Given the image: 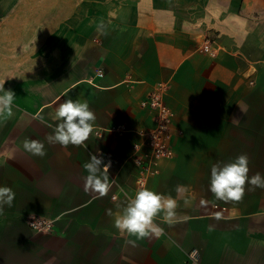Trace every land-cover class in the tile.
Here are the masks:
<instances>
[{
	"label": "crops",
	"instance_id": "crops-1",
	"mask_svg": "<svg viewBox=\"0 0 264 264\" xmlns=\"http://www.w3.org/2000/svg\"><path fill=\"white\" fill-rule=\"evenodd\" d=\"M6 2L0 0V83L15 100L14 115L0 117V186L16 196L0 215V264H264V189L246 185L240 202L209 191L212 164L240 154L249 157V177L264 176V0H96L89 5L94 16L59 21L68 25L62 40L76 34L88 51L76 82L70 57L57 74L47 63L40 75L37 31L2 33L12 20L33 22L31 11L42 3L14 0L10 7L20 14L13 15ZM82 23L88 32L75 26ZM101 23L106 35L97 30ZM97 69L104 76L90 82ZM159 84L174 112V155L151 173L134 162V130L151 129L152 113L139 102ZM69 98L86 100L96 115L86 147L45 139ZM120 124L130 130H112ZM25 138L43 141L47 154L25 152ZM90 154L111 161L115 182L103 197L83 190ZM177 185L187 187L177 208L187 220L170 227L159 216L163 235L127 245L130 237L113 223L128 197L147 187L175 198ZM31 216L52 219L54 230H32Z\"/></svg>",
	"mask_w": 264,
	"mask_h": 264
},
{
	"label": "clouds",
	"instance_id": "clouds-1",
	"mask_svg": "<svg viewBox=\"0 0 264 264\" xmlns=\"http://www.w3.org/2000/svg\"><path fill=\"white\" fill-rule=\"evenodd\" d=\"M104 29L105 26L101 23L97 30L106 35ZM4 84L5 81L0 83V93H3L0 95V117L10 118L14 115L15 92L11 89L5 90ZM36 118L45 123L39 113ZM53 119L58 123L55 127L47 125L53 127L52 133L45 137L49 144H59L64 148L70 145L86 147V141L93 134L96 121V115L86 100L66 99L57 108ZM239 120L238 117L232 118L237 125ZM22 147L31 156L43 158L47 154L45 143L41 140L25 138ZM110 167L111 161L105 163L103 154H90L89 160L83 164V169L87 172L83 178L84 192L98 193L101 197L107 195L115 182L109 178ZM249 172L247 154H240L231 162L214 163L211 166L209 191L216 200L240 202L245 196L246 185L250 186V190L264 189V176L257 172L249 177ZM175 192L177 197L174 198L170 194L164 195L142 187L134 196L128 197L126 205L115 216L113 223L121 234L130 237L125 240L127 245L135 247L138 241L163 235L164 229L155 222L159 216H162V222L170 227L187 220V217L179 216L177 213L178 199L184 197L187 187L177 185ZM15 196L16 193L11 187L0 186V215L4 214L5 206L9 208L13 206ZM213 230V227L209 226L208 231Z\"/></svg>",
	"mask_w": 264,
	"mask_h": 264
},
{
	"label": "rangeland",
	"instance_id": "rangeland-1",
	"mask_svg": "<svg viewBox=\"0 0 264 264\" xmlns=\"http://www.w3.org/2000/svg\"><path fill=\"white\" fill-rule=\"evenodd\" d=\"M5 1V0H2ZM9 10L12 9V14L16 15V11L19 13L17 9L11 8L10 4H12L14 0H6ZM40 3V7L37 9H33L34 20L30 23H18L16 21H10L4 25H2V33L6 34H14L20 32H25L27 29H33L38 32V41L37 46L40 49L38 64L40 67V75L47 74L46 68H42L43 65L50 64L51 67L54 68L55 73L57 74L58 68L62 67L63 62L65 64L68 63V59L70 57L71 64V80L77 81L81 77V69L84 66L85 62L88 59V51L87 49L80 47L79 43L81 39H78L76 34H69L66 39L62 40V35L64 33L65 28L68 26L66 24H62L59 21L66 17L67 15L72 16H94L96 13V9L94 6H89L90 4H94L96 0H38ZM54 1L55 7L51 8L50 5ZM86 2V3H83ZM81 3V4H80ZM89 7L84 8L85 5ZM81 5V7H80ZM3 10V9H2ZM11 12V11H10ZM20 14V13H19ZM77 28L82 29V31H89L90 24L82 23L75 25ZM30 27V28H29ZM73 28L74 25L71 24ZM77 31V30H76ZM50 49V54L47 55L46 49ZM54 50H51L53 49ZM65 53L69 55L65 56L63 59V54ZM27 62H30V59L27 58ZM26 62V63H27ZM52 69V68H50ZM49 69V72H50Z\"/></svg>",
	"mask_w": 264,
	"mask_h": 264
},
{
	"label": "built area",
	"instance_id": "built-area-1",
	"mask_svg": "<svg viewBox=\"0 0 264 264\" xmlns=\"http://www.w3.org/2000/svg\"><path fill=\"white\" fill-rule=\"evenodd\" d=\"M202 49L209 52V45L203 44ZM103 76V70L97 69L94 75L89 76V81L93 82L95 78ZM165 92L166 86L159 84L140 100V107L152 113L153 125L149 130H134L140 138V141L133 145L134 162L151 173L157 171L156 166L160 159L171 158L174 155L170 145L173 136L174 112L165 101ZM112 130L122 135L130 129L124 124H120ZM96 133L101 135L100 131H96ZM28 225L32 230L40 233H49L54 230L53 220L42 216H31L28 219Z\"/></svg>",
	"mask_w": 264,
	"mask_h": 264
}]
</instances>
